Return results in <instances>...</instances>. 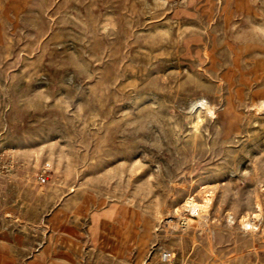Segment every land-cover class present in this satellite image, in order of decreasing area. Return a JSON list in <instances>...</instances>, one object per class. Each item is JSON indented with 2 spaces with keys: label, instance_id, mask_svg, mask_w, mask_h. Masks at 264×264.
I'll return each instance as SVG.
<instances>
[{
  "label": "rangeland",
  "instance_id": "rangeland-1",
  "mask_svg": "<svg viewBox=\"0 0 264 264\" xmlns=\"http://www.w3.org/2000/svg\"><path fill=\"white\" fill-rule=\"evenodd\" d=\"M0 264H264V0H0Z\"/></svg>",
  "mask_w": 264,
  "mask_h": 264
},
{
  "label": "bare ground",
  "instance_id": "bare-ground-1",
  "mask_svg": "<svg viewBox=\"0 0 264 264\" xmlns=\"http://www.w3.org/2000/svg\"><path fill=\"white\" fill-rule=\"evenodd\" d=\"M199 105V109L198 111L201 112L202 111V107L204 106L203 102H196ZM196 105V104H195ZM194 107L191 109L190 114H192L194 112ZM199 116V114L197 115V117ZM184 204L188 207V210L191 213H196L198 211L197 209V201L195 200L194 196L192 195H188L185 199H184ZM227 219H230L229 216H227ZM256 228V223L252 222L251 223V229L254 230Z\"/></svg>",
  "mask_w": 264,
  "mask_h": 264
}]
</instances>
